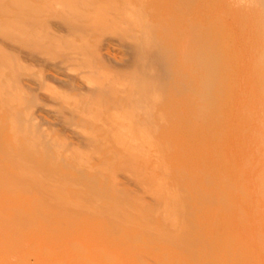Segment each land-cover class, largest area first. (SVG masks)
<instances>
[{"label": "rangeland", "instance_id": "1", "mask_svg": "<svg viewBox=\"0 0 264 264\" xmlns=\"http://www.w3.org/2000/svg\"><path fill=\"white\" fill-rule=\"evenodd\" d=\"M0 226V264H264V0H0Z\"/></svg>", "mask_w": 264, "mask_h": 264}, {"label": "bare ground", "instance_id": "2", "mask_svg": "<svg viewBox=\"0 0 264 264\" xmlns=\"http://www.w3.org/2000/svg\"><path fill=\"white\" fill-rule=\"evenodd\" d=\"M251 1H252V0H251ZM212 51H213V50H212ZM209 53H212V52H209ZM205 54H206V53H205ZM206 55H208V54H206ZM209 55H210V54H209ZM209 55H208V56H209ZM200 56H201V55H200ZM211 56H212V54H211ZM206 57H207V56H206ZM208 58H209V57H208ZM163 164H164V163H163ZM154 183H155V182H154ZM153 186H154V185H153ZM154 190H155V189H154ZM156 194H157V193H156ZM173 195H174V194H173ZM163 196H164V195H163ZM160 197H161V195H160ZM167 197H168V196H167ZM173 197H174V196H173ZM179 197H180V196H179ZM164 201H165V200H164ZM177 201H178V200H177ZM192 202H193V201H191V203H192ZM166 204H167V202H166ZM177 204H178V203H177ZM196 204H198V202H197ZM196 204H194V206H196ZM188 205H189V204H188ZM191 205H192V204H191ZM164 208H166V206H165ZM164 208H163V209H164ZM167 208H168V207H167ZM190 210H191V209H190ZM190 210H189V211H190ZM193 211H194V210H193ZM197 211H199V210H197ZM218 211H219V210H218ZM220 211H221V210H220ZM164 212H165V211H164ZM168 212H169V211H168ZM169 213H170V212H169ZM193 213L196 214V215L198 214V212L196 213L195 211H194ZM161 214H162V213H161ZM194 214H193V215H194ZM168 215H169V214H168ZM191 215H192V214H191ZM201 215H202V214H201ZM201 215H200V216H201ZM162 216H164V214H163ZM175 216H176V213H175ZM197 217H198V216H197ZM161 218H162V217H161ZM165 218H166V217H165ZM167 218H169V217H167ZM174 219H176V218H174ZM162 220H163V219H162ZM170 220H171V219H170ZM172 220H173V219H172ZM172 220H171V221H172ZM176 220H177V219H176ZM168 221H169V220H168ZM168 221H167V222H168ZM174 221H175V220H174ZM164 222H166V221H164ZM172 223H173V222H171V224H172ZM16 224H17V223H16ZM21 224H22V223H21ZM31 224H33V223H31ZM200 224H201V223H200ZM3 225H4V224H3ZM3 225H2V226H3ZM9 225H10V224H9ZM219 225H220V224H219ZM21 226H24V225H21ZM169 226H170V225H169ZM178 226H179V225H178ZM181 226H182V224H181ZM202 226H204V224H203ZM202 226H201V227H202ZM210 226H211V225H210ZM210 226H209V227H210ZM221 226H222V225H221ZM223 226H224V225H223ZM228 226H229V225H228ZM0 227H1V226H0ZM8 227H9V226H8ZM11 227H12V226H11ZM34 227H35V226H34ZM217 227H218V226H217ZM20 228H21V227H20ZM23 228H24V227H23ZM36 228H37V226H36ZM170 228H171V227H170ZM175 228H176V227H175ZM180 228H181V230H182V227H180ZM180 228H178V229H180ZM183 228H184V226H183ZM207 228H208V227H207ZM214 228H215V230H216V226H215ZM232 228H233V226H231V229H232ZM11 229H12V228H11ZM49 229H50V228H49ZM171 229H172V228H171ZM173 229H174V228H173ZM184 229H185V228H184ZM194 229H195V228H194ZM194 229H193V231H194V233H195V230H194ZM203 229H204V228H203ZM208 229H209V228H208ZM221 229H225V227H223V228H221ZM221 229H220V230H221ZM229 229H230V228H229ZM259 229H260V228H259ZM7 230H8V229H7ZM9 230H10V229H9ZM174 230H175V229H174ZM181 230H179V231H181ZM0 231H1V230H0ZM2 231H3V230H2ZM14 231H15V230H14ZM19 231H20V230H19ZM185 231H186V229L184 230V232H185ZM187 231H188V229H187ZM193 231H192L191 236L194 235ZM212 231H213V230H212ZM231 231H233V230H231ZM17 232H18V231H17ZM17 232H16V233H17ZM176 232H177V230H176ZM219 232H220V231H219ZM224 232H225V231H224ZM224 232H223V233H224ZM3 233H4V232H3ZM11 233H14V232L12 231ZM16 233H14V235H15L14 237H16ZM173 233H175V232H173ZM187 233L189 234V232H187ZM190 233H191V232H190ZM209 233H211V232H209ZM223 233L220 234V240H222V243H223V241H225V244H226V237H227V235L225 234L226 237H225V236L223 237V235H224ZM17 234H18V233H17ZM42 234H43V233H42ZM177 234H178V233H177ZM185 234H186V233H185ZM199 234H200V233H199ZM262 234H263V233H262ZM0 235H1V234H0ZM18 235H19V234H18ZM189 235H190V234H189ZM207 235H208V234H207ZM209 235H210V234H209ZM209 235H208V236H209ZM259 235H260V236H259V240H261L260 237H263V238H264V236H263L264 234L261 236V233L259 232ZM41 236H42V235H41ZM194 236H195V235H194ZM213 236H215V235H213ZM217 236H218V234H217ZM221 236L223 237V239H221ZM257 236H258V235H257ZM2 237H3V236H2ZM9 237H10V236H9ZM9 237H7V238H9ZM19 237H20V236H18V238H19ZM21 237H22V236H21ZM181 237H182V236H181ZM198 237H199V236H198ZM198 237H197V238H198ZM210 237H211V236H210ZM210 237H208V238H210ZM199 238H200V237H199ZM263 238H262V239H263ZM184 239H185V238H184ZM195 239H196V237H195ZM9 240H10V239H9ZM24 240H26V239L24 238ZM169 240L172 241L171 239H169ZM220 240H219V238H218V243H217V245H220V244H221ZM259 240H257V241H259ZM148 241H149V240H148ZM178 241H180V240H178ZM197 241H198V239H197ZM204 241H205V240H204ZM20 242H21V241H20ZM20 242H18V243H20ZM168 242H169V241L167 240V243H168ZM174 242H176V241L174 240ZM174 242H173V243H174ZM185 242H186V240H185ZM192 242H193V241H192ZM208 242H209V241H207V243H208ZM219 242H220V244H219ZM263 242H264V239H263ZM15 243H16V242H15ZM18 243H17V244H18ZM105 243H106V242H105ZM186 243H187V242H186ZM203 243H204V242H203ZM261 243H262V241H261ZM12 244L15 245L14 243H12ZM25 244H26V243H25ZM101 244H102V243H101ZM108 244H109V243H108ZM170 244H171V242H170ZM177 244H178V243H177ZM255 244H256V243H255ZM0 245H1V244H0ZM5 245H6V242H5ZM18 245H20V244H18ZM29 245H31V244H29ZM109 245H110V244H109ZM109 245H108V247H109ZM175 245H176V244H175ZM175 245H174V246H175ZM213 245H214V244H213ZM223 245H224V244L221 245V248L223 247ZM2 246L4 247V245H2ZM8 246H10V245H8ZM24 246H25V245H24ZM78 246H80V244H79ZM110 246H111V245H110ZM176 246H177V245H176ZM183 246H184V245H183ZM183 246H182V247H183ZM186 246H188V244H187ZM204 246H205V244H204ZM260 246H261V244H260ZM13 247H14V246H13ZM16 247H17V246H16ZM118 247H119V246H118ZM150 247H151V246H150ZM205 247L209 248L208 244H207ZM215 247H216V249H217V246H213V248H215ZM224 247H225V246H224ZM241 247H242V246H241ZM22 248H23V247H22ZM45 248H46V247H43V249H42V252H43V253L45 252V250H44ZM73 248H74V247H73ZM79 248H80V247H79ZM148 248H149V246H148ZM177 248H180V247H177ZM194 248H195V247H194ZM236 248H237V247H236ZM3 249H4V248H3ZM13 249H14V248H13ZM20 249H21V248H18V250H20ZM46 249H48V248H46ZM51 249H52V248H51ZM54 249H55V248H54ZM74 249H75V248H74ZM76 249H77V248H76ZM192 249H193V248H192ZM5 250H6V249H5ZM9 250H10V249H9ZM9 250H8V248H7V251H9ZM18 250H16V251H18ZM43 250H44V251H43ZM77 250H78V249H77ZM150 250H151V249H150ZM176 250H178V249H176ZM184 250H185V249H184ZM207 250H208V249H207ZM214 250H215V249H214ZM10 251H11V250H10ZM33 251L37 252V251H38V248H37V249H33ZM49 251H50V250H49ZM78 251H79V250H78ZM188 251H189V249H188ZM0 252H1V250H0ZM13 252H15V251H13ZM38 252H39V251H38ZM47 252H48V251L45 252L46 255H47ZM182 252H183V251H182ZM184 252H186V251H184ZM218 252H219V251H218ZM6 253H7V252H6ZM11 253H12V251H11ZM32 253L34 254V252H32ZM102 253H103V252H102ZM176 253H177V251H176ZM188 253H189V252H188ZM191 253H192V252H191ZM204 253H206V252H204ZM210 253H211V252H210ZM260 253H261V252H260ZM51 254H52V253H51ZM51 254H50V255H51ZM105 254H106V253H105ZM105 254H104V255H105ZM113 254H115V253H113ZM185 254H186V253H185ZM193 254H195V252H194ZM202 254H203V253H202ZM226 254H227V253H226ZM261 254H262V253H261ZM13 255H15V254H13ZM50 255H49V256L47 255V257H50ZM79 255H80V254H79ZM79 255H77V256L79 257ZM213 255H214V253H213ZM213 255H212V253H211L210 256L213 257ZM219 255H220V254H219ZM230 255H231V254H230ZM235 255H236V254H235ZM26 256H27V255H25L24 257H26ZM28 256H29V255H28ZM39 256H40V255H39ZM42 256H44V255H42ZM92 256H93V255H92ZM102 256H103V254H102ZM106 256H107V255H106ZM114 256H115V255H114ZM114 256H113V257H114ZM195 256H196V255H195ZM220 256H221V255H220ZM11 257H12V256H11ZM13 257H15V256H13ZM13 257H12V258H13ZM80 257H81V256H80ZM84 257H86V256H84ZM93 257H94V256H93ZM107 257H108V256H107ZM113 257H112V259H113ZM116 257H117V256H116ZM135 257H136V256H135ZM137 257H138V256H137ZM185 257H186V256H185ZM192 257H194V255H192ZM212 257H210V258H211V260H214V261H213V264H216V262H218V260H219V262H218L217 264L220 263L221 258H216L217 256L215 257V255H214V257H213L214 259H213ZM12 258H11V259H12ZM34 258H35V257H34ZM96 258H97V257H96ZM98 258H99V257H98ZM100 258L102 259L101 255H100ZM109 258H111V257L109 256ZM114 258H115V257H114ZM206 258H207V256H206V254H205V258H204V259H206ZM215 258H216L217 260H216ZM251 258H253V256H252ZM17 259H19V258H17ZM24 259H26V258H24ZM37 259H38V257H37ZM64 259H65V258H64ZM66 259H67V258H66ZM104 259H105V258L103 257L102 260H104ZM139 259H140V258H138V260H139ZM180 259H181V258H180ZM194 259H195V261H196V258H195V257H194ZM198 259H199V258H198ZM13 260H14V259H13ZM15 260H16V259H15ZM15 260H14V262H15ZM35 260H36V258H35ZM79 260H80V258H79ZM82 260H84V259H82V257H81V261H82ZM102 260H101V261H102ZM191 260H193V259H191ZM226 260H227V258H226ZM228 260H229V259H228ZM234 260H236V259H234ZM252 260H253V259H252ZM252 260H251V262H252ZM11 261H12V260H11ZM20 261H21V260H20ZM20 261H19V262H20ZM38 261H40V260H38ZM38 261H37V262H38ZM42 261H43V260H42ZM49 261H50V260H49ZM81 261H80V262H81ZM85 261H86V258H85ZM87 261H88V260H87ZM87 261H86V262H87ZM89 261H90V260H89ZM89 261H88V263H89ZM91 261H92V259H91ZM94 261H95V260H93L92 262L94 263ZM98 261H99V260H98ZM106 261L110 262V260H106ZM106 261H105V262H106ZM156 261H157V260H156ZM161 261H162V260H161ZM35 262H36V261H35ZM56 262H58V261H55V262H53V263L56 264ZM103 262H104V261H103ZM209 262H210V260H209ZM214 262H215V263H214ZM237 262H238V261H237ZM237 262H236V263H237ZM0 263H1V262H0ZM38 263H39V262H38ZM47 263H48V262H47ZM53 263H52V264H53ZM62 263H63V262H62ZM65 263H66V262H65ZM98 263L100 264V262H98ZM140 263H141V262H140ZM193 263H194V261H193ZM205 263L207 264L208 262H205ZM205 263H204V264H205ZM2 264H3V263H2ZM30 264H31V263H30ZM44 264H45V263H44ZM50 264H51V263H50ZM58 264H59V262H58ZM85 264H86V263H85ZM95 264H97V262H96ZM101 264H103V263H101ZM106 264H107V263H106ZM109 264H110V263H109ZM141 264H142V263H141ZM143 264H145V263L143 262ZM156 264H157V262H156ZM228 264H230V260L228 261Z\"/></svg>", "mask_w": 264, "mask_h": 264}]
</instances>
